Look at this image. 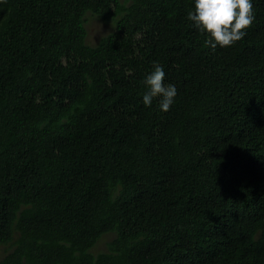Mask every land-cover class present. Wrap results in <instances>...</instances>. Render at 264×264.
Wrapping results in <instances>:
<instances>
[{"label": "trees", "instance_id": "trees-1", "mask_svg": "<svg viewBox=\"0 0 264 264\" xmlns=\"http://www.w3.org/2000/svg\"><path fill=\"white\" fill-rule=\"evenodd\" d=\"M252 3L246 35L213 50L192 0H0V264H264ZM154 62L167 111L141 102Z\"/></svg>", "mask_w": 264, "mask_h": 264}, {"label": "clouds", "instance_id": "clouds-1", "mask_svg": "<svg viewBox=\"0 0 264 264\" xmlns=\"http://www.w3.org/2000/svg\"><path fill=\"white\" fill-rule=\"evenodd\" d=\"M254 18L252 0H192V9L187 13L192 27L206 36L205 44L213 50L241 40ZM164 76L163 66L154 62L153 70L143 80L144 106H151L157 97L161 111L173 104L177 89L174 84H166Z\"/></svg>", "mask_w": 264, "mask_h": 264}, {"label": "rangeland", "instance_id": "rangeland-1", "mask_svg": "<svg viewBox=\"0 0 264 264\" xmlns=\"http://www.w3.org/2000/svg\"><path fill=\"white\" fill-rule=\"evenodd\" d=\"M87 31H88V41L93 43L96 39L104 32L106 29L104 25L98 22L94 17L88 16V21L86 24ZM104 248L103 242H99L96 247L95 251L102 250Z\"/></svg>", "mask_w": 264, "mask_h": 264}]
</instances>
